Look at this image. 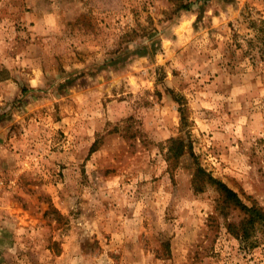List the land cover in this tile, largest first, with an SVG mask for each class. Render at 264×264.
Masks as SVG:
<instances>
[{"label": "rangeland", "instance_id": "374dc122", "mask_svg": "<svg viewBox=\"0 0 264 264\" xmlns=\"http://www.w3.org/2000/svg\"><path fill=\"white\" fill-rule=\"evenodd\" d=\"M198 167L264 212V0H0V264H264Z\"/></svg>", "mask_w": 264, "mask_h": 264}, {"label": "trees", "instance_id": "16d2710c", "mask_svg": "<svg viewBox=\"0 0 264 264\" xmlns=\"http://www.w3.org/2000/svg\"><path fill=\"white\" fill-rule=\"evenodd\" d=\"M182 122L183 124L188 123L185 117ZM183 150L182 141L179 139H170L167 153L168 160L176 161L178 157L182 155ZM192 183L197 191H202L205 185H214L220 194L223 208L236 209L245 214V217H243L238 223H230L228 229L236 235V238L239 239L240 242L250 243L248 240L252 236V231L256 229L257 225L264 224L263 210L256 205H246L235 191L225 185L222 181L214 178L201 167H198L194 171Z\"/></svg>", "mask_w": 264, "mask_h": 264}]
</instances>
